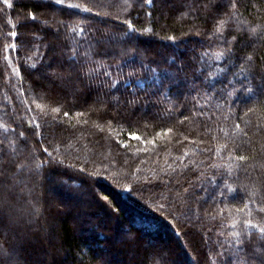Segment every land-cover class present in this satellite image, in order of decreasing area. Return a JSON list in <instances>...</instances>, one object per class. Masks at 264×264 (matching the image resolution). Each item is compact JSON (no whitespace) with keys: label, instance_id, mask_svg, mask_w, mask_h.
Segmentation results:
<instances>
[{"label":"trees","instance_id":"1","mask_svg":"<svg viewBox=\"0 0 264 264\" xmlns=\"http://www.w3.org/2000/svg\"><path fill=\"white\" fill-rule=\"evenodd\" d=\"M9 3L11 7L0 0V124L16 129L10 138L18 141L23 154L44 163L35 175L18 182L23 191L16 192L13 208H4L0 242L7 238L8 264H36L40 252L44 264H115L105 228L97 218L95 229L86 226L93 210L129 228L125 236L137 246L139 258L126 264H145L143 242L155 247L168 240L170 256L156 252L155 264H226L233 259L228 253L238 249L230 234L243 231L245 219L257 223L264 217L257 211L264 196L258 190L264 173V89L259 83L264 77V41L238 46L242 52L255 47V78L233 76L235 69L229 65L211 87L201 89L203 78L187 66L189 57L215 43L189 33L193 24L203 23V16L181 20V0L165 8L163 17L159 9L153 10L151 19L143 10L127 8L124 0H66L92 7L91 13L49 0ZM31 10L37 12L36 21L26 18ZM238 15L251 22L248 26L264 25V0H241ZM126 19L136 31L127 29ZM76 25L86 29L84 36L71 31ZM149 27L153 32L143 31ZM12 31L18 35L11 36ZM169 35L176 41L164 39ZM94 38L105 41L103 59L111 79L118 81L115 88H105L101 81L106 78L101 77L91 89L81 84L74 90L46 75L61 61L66 66L69 47L87 48ZM12 44L15 49L8 47ZM36 48L41 62L33 68L36 58L28 57ZM216 63L224 66L226 61ZM244 86L253 91L246 92ZM21 131L24 138L17 135ZM238 155L251 159L236 161ZM56 200L64 209L53 212ZM8 216L16 224L8 225ZM46 220L55 224L54 248L67 251L68 257L53 260L46 253L41 229ZM106 224L107 231L111 223ZM18 230L38 232L40 238L21 246ZM221 244L227 251L218 258L216 252L225 250ZM102 252L109 254L108 262L99 257Z\"/></svg>","mask_w":264,"mask_h":264},{"label":"snow or ice","instance_id":"2","mask_svg":"<svg viewBox=\"0 0 264 264\" xmlns=\"http://www.w3.org/2000/svg\"><path fill=\"white\" fill-rule=\"evenodd\" d=\"M49 2L61 5L62 7L73 8L81 12H92V7L66 3V0H49ZM4 3L9 7L12 6L9 0H4ZM175 3L176 0H124V5L127 8L131 10H143L145 16L149 19L153 17V10L155 9H159L160 15L163 17L165 8H171ZM240 6L241 0H193V3L190 5L188 4V0H181V8L179 9V18L181 20H185L193 14H195L197 19L203 16V23L193 24L188 29L189 33H194L198 36H207L210 41L215 43V47L210 46L201 51L198 56L189 57L192 63L187 66L195 74H199L203 78L200 84L201 89L211 87L214 78L229 71V65H231L232 69H235L232 72L233 76L245 75V78H247L246 74H252L253 78H255V68L257 66L254 61L255 47H253L251 52H242L238 46L245 44V42L254 43L255 41H264V25L248 26L251 22L239 18ZM185 7L188 9L187 11L184 10ZM96 15H99V13H96ZM26 18L36 21L38 19L36 10L28 11ZM43 23L47 24V20H44ZM123 23L127 25L129 31L137 30L131 20L126 19ZM64 27L67 30L70 26L65 23ZM71 31L77 35L84 36L86 29L76 25L71 28ZM143 31L153 32V29L149 27ZM10 35L15 37L18 33L12 31ZM164 39L175 42L177 38L169 35L165 36ZM8 47L15 49L16 45L12 44L8 45ZM104 48L105 41L103 38H94V44H89L87 48L69 47L67 49L66 66L62 67L61 65L64 62L61 61V64L56 65L50 72L46 71V75L71 85L74 90H78V86L81 84L85 88L91 89L93 85L100 81L101 77L106 78L104 81H101L105 88H115L118 81L111 79L113 74L106 70L103 59L104 55H106ZM33 57L36 59L33 60ZM28 59L33 60L31 67L35 68L36 63L41 62L39 48H36L33 55H30ZM261 60H264V57H261ZM217 61H226V63L224 66H221L216 63ZM45 67L47 68L49 66ZM101 69L105 70L101 71ZM152 71L155 74V70L153 69ZM229 82L231 83V81ZM244 87L246 92L253 91L251 87ZM260 87L264 89V77L261 78ZM232 94L231 92L228 93V95ZM193 99H196V97ZM128 103L134 102L129 101ZM53 111L58 112L59 109H53ZM64 115L67 116L68 113L65 112ZM35 126L37 128L40 127L38 123ZM236 127L238 128L239 125H236ZM0 129H2L3 133L0 135V236H2V230L6 226L4 208H13L16 200V192L18 190L23 191L18 182L27 178L28 174L35 175V170L44 161L36 163L31 153L25 155L20 151L18 141L10 138V134L16 132L15 128H10L7 124H0ZM167 131H171V129H167ZM17 135L21 138L25 137L23 131ZM133 139H139V137L133 135ZM44 151L47 152V149ZM249 159L251 157L246 155H238L235 157L236 161H247ZM261 167H264V165H261ZM228 171L231 174V167H229ZM259 183L260 189L258 190L264 191V173H261ZM225 187L228 192L235 194L236 189L227 183H225ZM245 190L250 191L247 186H245ZM252 194H255V191ZM221 195L223 196L224 193L222 192ZM103 199L107 201L108 197L104 196ZM245 207H247V204ZM257 211L264 214V196L261 197V207ZM7 220L8 225L16 224V220L12 216H8ZM243 224V231H233L230 234L233 238L231 242H234L238 251L235 254L228 253V256H234V258L227 260L226 264H264V217H262V222L254 223L251 219H245ZM231 227L233 229L236 228L235 221H233ZM250 229H255V234ZM219 235L223 236V231ZM39 238L38 232L18 230L17 240L21 246L33 245L37 243ZM5 243H7V238L3 242H0V264H8L7 250L4 247ZM220 248L225 249L224 244H221ZM226 251V249L224 251H217L216 256L218 258L225 257ZM145 264H148L147 260ZM152 264H155V257L152 258Z\"/></svg>","mask_w":264,"mask_h":264},{"label":"rangeland","instance_id":"3","mask_svg":"<svg viewBox=\"0 0 264 264\" xmlns=\"http://www.w3.org/2000/svg\"><path fill=\"white\" fill-rule=\"evenodd\" d=\"M259 83H261V81H259ZM38 92L41 93V91L39 89H38ZM45 194H47L48 196H53V195L49 194L48 190H46V189H45ZM58 201L57 200H56V202L54 201L51 205L53 212L55 211V209L56 210H62V208H63V207H60V201L59 202ZM49 207H50L49 205L45 206V213L48 212ZM92 214L94 217L89 218L87 220L88 223H86V226L89 228V230L91 229V227H94V229L96 228V225H95L96 222H94V218H97L100 226L104 227L105 229H106L107 221H109L111 223L110 228H108L107 231L104 229V231H105L106 235L107 234L109 235V239H110V240H108L109 243H108V246H106V247L107 248H109V247L114 248L113 251H114V254L116 255L115 264H126L129 261L137 260V258H139V256H137V253H136V247L137 246L135 245L134 242L127 239V237L125 236L126 230L129 229L128 227L121 226L120 224L116 225L114 223V218H107L106 215L102 211L93 210ZM46 218H48V213H47ZM117 220H119V219L117 218ZM46 221H47V223L46 224L43 223V225L41 226V229L43 232V241H44V243H46L48 250H49L48 252L46 251V253L49 256H51V258H53V260L68 257L67 251L54 248V245H56L58 243L57 238H56V235H57L56 229H54L55 224L53 222L49 223L48 220H46ZM114 229H115V231L117 230L118 231L117 233L119 234V235L117 234L118 236H116V237H114V235H113ZM90 243H91V247L95 248V246H96L95 242L91 241ZM141 245L144 247L146 254L148 253V255H147L148 261H152V258L155 256L156 252H158L160 254V256H162L164 258H168L170 256L169 249H167L171 245L169 240L167 242H158L155 245V247L147 246L146 242H143V244H141ZM125 247L130 249V252H127L125 250ZM166 250L168 252H166ZM108 255H107V253L103 254V252H102L99 254V257L102 260L108 262V258H109ZM43 261H44V255H42V253L40 252L39 255H37L36 264H44Z\"/></svg>","mask_w":264,"mask_h":264}]
</instances>
